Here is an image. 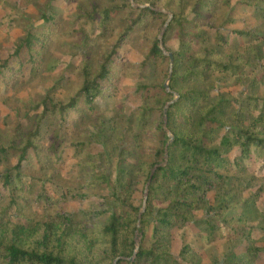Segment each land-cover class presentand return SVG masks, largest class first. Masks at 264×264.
I'll list each match as a JSON object with an SVG mask.
<instances>
[{
    "label": "trees",
    "instance_id": "obj_1",
    "mask_svg": "<svg viewBox=\"0 0 264 264\" xmlns=\"http://www.w3.org/2000/svg\"><path fill=\"white\" fill-rule=\"evenodd\" d=\"M55 1L25 0L30 13L0 0V21L20 31L8 53L0 41V98L42 87L2 98L0 264L259 257L264 0ZM229 85L240 89L220 90Z\"/></svg>",
    "mask_w": 264,
    "mask_h": 264
},
{
    "label": "rangeland",
    "instance_id": "obj_2",
    "mask_svg": "<svg viewBox=\"0 0 264 264\" xmlns=\"http://www.w3.org/2000/svg\"><path fill=\"white\" fill-rule=\"evenodd\" d=\"M18 4L23 7L27 12L30 13H35V7L32 6H27L25 4V0H8V4H6L7 6H12V4ZM56 5L59 7H65L67 2L65 0H56ZM3 6H0V20L2 15L4 14V9ZM6 24L2 23L0 21V41H2L3 43V48L5 53H8L11 48H12V43L10 42V38L12 37H16L20 31L18 29H14V30H10L7 31V27L5 26ZM54 45H52L51 47L53 48ZM170 47L171 48H175V43L171 42L170 43ZM51 48V49H52ZM49 52H51L53 55L58 56L62 59H64L62 56H60V53L56 50H50ZM126 57L129 61H136L138 59V54L136 53V51L130 49V51L127 52ZM123 82V80H122ZM126 83V81H124ZM239 87L237 85H229L227 87L221 88V91H225L228 92L230 94H236L239 91ZM42 90V87L39 83L37 82H33L30 84H14L11 88L5 89L3 91V97L6 96L7 98V102L8 104H12L14 102V100L16 99V96L18 97H23L26 94H32L34 92H39ZM2 97V98H3ZM2 98H0V127H1V117L4 116L5 114H7V112L9 111V107L8 104H6L5 102H2ZM137 102L134 100H127L125 109L128 112L132 107L136 106ZM94 149H97V147H94ZM261 164H258L257 167H260ZM3 190L0 187V195H2ZM93 200L95 198H92ZM262 202H264V195L263 198L261 199ZM31 211L29 213H33V212H41V209H38L37 207H35L34 205H31ZM82 207V204H79L75 201H60L57 203V208L62 211H73L76 210L78 208ZM26 212V210L24 211ZM188 230V234L189 232H194L197 231V227L194 224H189L188 227L185 229ZM173 233V243H172V252L177 255L180 249V237H181V230H174L172 231ZM258 245H264V237L263 238H259V240L256 241ZM202 256H207V252L206 253H202ZM251 261L249 262V264H264V251L259 255V257L254 258V259H250ZM205 264H208V259H205Z\"/></svg>",
    "mask_w": 264,
    "mask_h": 264
},
{
    "label": "water",
    "instance_id": "obj_3",
    "mask_svg": "<svg viewBox=\"0 0 264 264\" xmlns=\"http://www.w3.org/2000/svg\"><path fill=\"white\" fill-rule=\"evenodd\" d=\"M169 55H170V57H171V54H169ZM171 61H172V57H171ZM169 77H170V74H169V76H168V78H167V81H166L165 84H164L166 88H168V84H167V82H168ZM144 201H145V200H144Z\"/></svg>",
    "mask_w": 264,
    "mask_h": 264
}]
</instances>
